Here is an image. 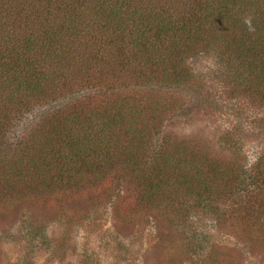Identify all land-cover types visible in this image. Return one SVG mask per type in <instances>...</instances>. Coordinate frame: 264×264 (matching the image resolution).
<instances>
[{
    "label": "trees",
    "instance_id": "1",
    "mask_svg": "<svg viewBox=\"0 0 264 264\" xmlns=\"http://www.w3.org/2000/svg\"><path fill=\"white\" fill-rule=\"evenodd\" d=\"M199 107L233 120L215 146L172 130ZM242 140L264 143V0H0V216L111 181L180 238L229 209L263 231Z\"/></svg>",
    "mask_w": 264,
    "mask_h": 264
},
{
    "label": "rangeland",
    "instance_id": "2",
    "mask_svg": "<svg viewBox=\"0 0 264 264\" xmlns=\"http://www.w3.org/2000/svg\"><path fill=\"white\" fill-rule=\"evenodd\" d=\"M212 66L205 58L195 64L199 72ZM195 107L189 105L187 113ZM231 125L230 117L199 107L172 130L183 138L215 146L219 134ZM239 147L241 156L234 159L244 157L251 166L264 143L242 140ZM111 186L108 181L59 201H24L0 216V264H207L204 260L210 255H218L220 264H264V230L257 232L252 225L244 231L235 228L243 222L233 220L241 215L236 209L231 216L228 210L221 225L190 217L187 224L196 229L184 239L161 220L134 214L132 191L119 194Z\"/></svg>",
    "mask_w": 264,
    "mask_h": 264
}]
</instances>
